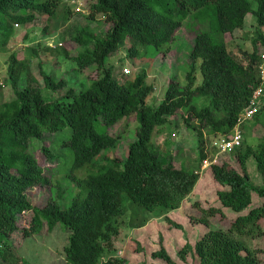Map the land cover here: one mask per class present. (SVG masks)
Masks as SVG:
<instances>
[{"label": "trees", "instance_id": "obj_1", "mask_svg": "<svg viewBox=\"0 0 264 264\" xmlns=\"http://www.w3.org/2000/svg\"><path fill=\"white\" fill-rule=\"evenodd\" d=\"M68 10L64 0H0V54L8 53L9 42L17 33L15 25L31 23L38 15L57 20L66 17ZM99 14L110 24L102 34L85 26L70 36L77 55L62 48L64 42L53 47L74 60L80 70H91L88 83L78 89L69 86L68 78L45 69H41L45 83L41 86L32 74L30 60L20 59L17 52L8 53L14 95L0 102V264H34L19 257L11 241L20 215L29 211L32 220L24 236L40 232L45 225L50 231L58 225L71 231L63 248L65 264H128L125 257L112 253L120 234L119 219L131 211L138 224L139 214L150 211L172 223L168 213L194 191L203 161L216 152L211 142L205 147L204 133L198 130V164L188 168L182 162L177 167V153L158 145L157 135L181 111L188 126L194 127L193 122L198 121L210 135L229 134L254 90L263 83L259 65L264 58L258 46H264V0H95L89 16L95 19ZM249 14L258 25L251 38L253 51H243L245 63L231 53L228 42L246 26ZM187 20L208 23L209 29H193L186 82L172 75L163 100L154 107L148 99L157 82L150 80L148 71L141 68L120 81L108 59L121 51L126 40L132 58L145 55L142 47H154V57L167 53ZM49 28H44V37L55 31ZM33 51L38 55L37 49ZM22 77L27 80L24 88L20 87ZM64 89L66 94L57 98L46 93ZM202 99L203 106L197 105L195 101ZM263 114L264 103L252 119L262 127ZM125 118L137 122L128 151L122 157L110 156L120 136L112 135L109 128ZM67 129L70 135L57 141ZM45 132L56 135L54 145L63 154L59 165L71 163L70 170L62 168L65 177L61 179H54L35 154V141ZM44 152L55 157L48 148ZM230 154L238 158L243 172L219 159L208 167L215 183L223 187L217 191L221 206H200L201 215L191 216L194 224H205L208 230L194 245L188 242L178 252L184 261L191 254L195 264H260V250L248 239L264 232V201L252 207L254 195L264 199V135L256 144L243 138L242 145ZM250 159L263 178L261 186L250 182ZM64 179L74 187L65 186ZM36 187L44 191L38 200L44 198L45 202L32 201L29 191ZM70 188L72 195L66 201ZM126 197L138 208L129 209ZM224 208L238 215L227 228L216 227L213 219L225 216ZM147 220L143 218L139 224ZM152 257L161 262L149 264H178L163 244Z\"/></svg>", "mask_w": 264, "mask_h": 264}, {"label": "rangeland", "instance_id": "obj_2", "mask_svg": "<svg viewBox=\"0 0 264 264\" xmlns=\"http://www.w3.org/2000/svg\"><path fill=\"white\" fill-rule=\"evenodd\" d=\"M82 1L83 6H81L80 10H77V6L64 0L71 10L67 11L66 17L61 15L59 19L50 21L47 15H38L31 23L19 26L15 25L17 33L9 42L8 53L17 52L20 59H29L32 74L41 86L45 84L41 69L55 72L58 77L68 78L69 86L75 89H78L84 82L85 84L88 83V76L91 70L89 68L80 70L74 60L68 56L65 57L64 53H57L58 47L53 48L64 42L66 44L62 48L65 47L72 55H77L78 48L76 44L69 42L70 36L74 31L85 26H90L94 32L102 34L109 27L110 24L106 22V18L102 14L97 15L95 19L90 18V5L95 0ZM257 25L255 16L249 14L246 26L243 29L237 30L235 38L228 42L231 53L245 63L243 51H253L254 46L251 38L254 36ZM46 26L55 31L51 35L49 34L47 37H44L43 30ZM196 28L207 30L209 29V24L198 22H194L193 24L191 20H187L177 32V40L173 48L167 53H161L156 57H154L153 53L154 47L149 46L141 48L145 54L143 57L132 58L128 51L130 41L126 40L121 51L108 59V64L114 65L113 74L120 81H124L128 75H136L137 71L141 68L146 69L150 80L157 82L155 92L148 99V103L156 107L163 100L172 75L176 74L182 83L186 82V66L195 40L193 29ZM262 46H258L259 53H264V47ZM33 49L38 50V55L34 54ZM8 53L0 54V102L12 98L14 95L8 75ZM126 67L129 68V72L124 71ZM26 84V78L22 77L20 87L24 88ZM66 91L64 89L59 91V93L48 91L46 93L51 98H57L65 95ZM195 102L197 105L203 106L205 100H196ZM182 114L183 111L172 116L173 123L164 127V131L157 135L155 141L164 150L169 148L172 152L177 153L175 162L177 167H180L183 162L188 168H194L198 164V130L204 133L206 148L209 147L210 142L215 136L210 135L206 129H201L198 121L193 122L194 127L188 126ZM262 117L264 118V114ZM136 125V121L125 118L114 127L109 128V132L112 135L120 136L118 147L108 153L110 156L122 157V155L124 156L127 153L129 141ZM246 126L244 128V139L253 144L258 143L260 137L264 135V127L261 124H255L253 120ZM69 135L70 129H67L58 135L57 141ZM55 140L56 135L54 133L45 132L41 140L35 141L34 151L41 166L50 171V173L52 172L54 179H61L64 176L62 168L65 172L70 170L71 163H64L63 167L59 165L62 162L60 157L63 154L59 153V149L55 147ZM44 148L50 149L55 157L45 154ZM211 154L214 155L215 152L213 151ZM218 158L220 161L230 162L232 167L243 172L238 158L234 154H222ZM71 159L69 161H72ZM83 171H80L81 176L84 174ZM200 172L201 178L194 191L183 201L179 208L168 213V217L173 221L172 223L165 220L164 216L150 211L139 214L138 219L140 221L143 218H148L143 225L139 224L140 221H138V224L135 223L137 222V216L134 219L131 211L126 216L121 217L119 219L120 234L115 239L112 253L119 255V257H125L128 264L161 262L160 259H154L152 253L163 244L178 264H195L196 261L194 262L191 254L187 256L185 261L178 256V252L186 243L189 242L194 245L208 230L205 224H194L191 216L201 215L200 206H221L217 191L223 188L215 183L210 173H208V168ZM248 175L253 185H263V178L256 167L254 159H250L248 163ZM64 180L66 182L65 186L74 187L71 186L70 180ZM72 190V188L68 189L66 201L70 199L69 195H72ZM41 193L43 195L44 191L42 192L40 187L29 191L32 201H36L37 204ZM48 195H50L49 192ZM40 200L39 202L42 203L46 201L44 198ZM263 201L264 199L254 195L252 207L262 204ZM197 203L198 206L196 205ZM126 205L129 209H133V207L138 208L137 204L132 202L129 197H126ZM140 209L142 210V208ZM224 210L225 216L216 215L213 219L216 227L227 228L230 221L238 215L229 208H224ZM154 214L155 216H153ZM31 220L32 213L30 211L20 215L18 228L11 237L13 243L12 249L16 251L19 257H24L34 264H65L63 248L68 243L71 231L62 225H58L53 231H50L48 226L45 225L40 232L24 236V231L25 229H29ZM175 223L182 225V227L178 228L175 226ZM262 226L264 230V220ZM248 242L253 248L260 250L258 254L260 264H264V232L255 238L248 239Z\"/></svg>", "mask_w": 264, "mask_h": 264}, {"label": "built area", "instance_id": "obj_3", "mask_svg": "<svg viewBox=\"0 0 264 264\" xmlns=\"http://www.w3.org/2000/svg\"><path fill=\"white\" fill-rule=\"evenodd\" d=\"M67 1L72 5L77 6V10H80L81 6H83L82 0ZM262 54L264 58V53ZM259 68L263 83L254 90L248 105L239 114L233 130L229 134H219L211 141L210 146L215 148L216 152L214 155L209 154V156L203 161L201 170H205L212 163L216 162L219 159V155L230 154L234 149L242 145L244 138V125L253 119L264 103V59L259 65ZM124 71L129 72V68L126 67Z\"/></svg>", "mask_w": 264, "mask_h": 264}]
</instances>
